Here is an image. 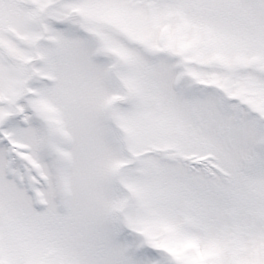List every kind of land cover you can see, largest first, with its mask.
I'll list each match as a JSON object with an SVG mask.
<instances>
[{
    "label": "snow or ice",
    "instance_id": "snow-or-ice-1",
    "mask_svg": "<svg viewBox=\"0 0 264 264\" xmlns=\"http://www.w3.org/2000/svg\"><path fill=\"white\" fill-rule=\"evenodd\" d=\"M0 264H264V0H0Z\"/></svg>",
    "mask_w": 264,
    "mask_h": 264
}]
</instances>
